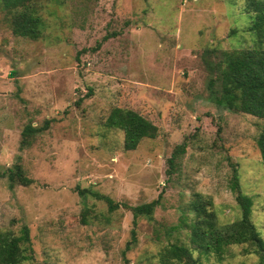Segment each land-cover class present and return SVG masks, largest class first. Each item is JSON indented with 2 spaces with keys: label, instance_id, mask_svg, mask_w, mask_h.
<instances>
[{
  "label": "rangeland",
  "instance_id": "rangeland-1",
  "mask_svg": "<svg viewBox=\"0 0 264 264\" xmlns=\"http://www.w3.org/2000/svg\"><path fill=\"white\" fill-rule=\"evenodd\" d=\"M38 2L44 28L36 41L13 35L0 5V231L28 227L31 259L23 264H156L168 243L188 246L178 224L193 217L195 195L211 203L218 225L240 219L234 171L264 241V163L255 145L262 121L210 101L203 60L207 49L253 47L247 0ZM115 107L152 122L157 137L124 151L122 133L104 126ZM47 121L21 150L23 129ZM16 163L30 185L9 187L2 173ZM89 192L119 208L109 212ZM159 196L153 220L137 219L133 243L122 205ZM243 248L229 247L221 262L200 260L257 264Z\"/></svg>",
  "mask_w": 264,
  "mask_h": 264
},
{
  "label": "trees",
  "instance_id": "trees-1",
  "mask_svg": "<svg viewBox=\"0 0 264 264\" xmlns=\"http://www.w3.org/2000/svg\"><path fill=\"white\" fill-rule=\"evenodd\" d=\"M0 5L13 35L33 41L41 38L44 21L39 14L38 0H0ZM245 10L253 13L248 28L254 39L253 47L221 52L207 49L203 53V60L208 70L207 90L210 101L219 108L247 114L262 121L255 145L264 163V0H247ZM48 126V121L42 129L27 125L21 133V150L30 147L34 136ZM104 126L122 133L124 151H133L141 140L155 139L158 135L157 126L145 117L133 110L117 107L110 110ZM185 147L183 142L174 149L168 160L169 168H173L176 155L182 151L184 153ZM2 176L7 177L10 188L32 183L19 163L6 169ZM231 189L236 192L240 219L218 225L214 212L209 209L211 203L195 195L196 198L190 204L193 217L187 219L185 216L178 224V228L186 231L188 246L180 241L168 243L157 253L156 264H202L201 256H214L217 262H221L231 246H244L245 254H254L258 258L257 264H264V241L250 218L252 200L239 192L236 171L232 174ZM91 195L103 200L109 212L119 208L109 197L97 193ZM159 204L160 196L149 203L133 207L122 205L132 214L133 243L136 241L134 227L137 219L143 217L152 221L154 210ZM129 248L128 243L126 249ZM31 251L27 226L20 227L17 234L10 230L0 231V264H23L31 259ZM193 253H197V257Z\"/></svg>",
  "mask_w": 264,
  "mask_h": 264
}]
</instances>
